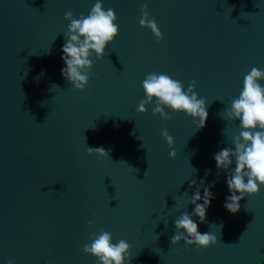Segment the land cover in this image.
<instances>
[{
	"label": "water",
	"instance_id": "95a60500",
	"mask_svg": "<svg viewBox=\"0 0 264 264\" xmlns=\"http://www.w3.org/2000/svg\"><path fill=\"white\" fill-rule=\"evenodd\" d=\"M95 3L0 0V264H98L83 247L101 230L130 244V264H264V185L230 213L226 171L214 159L243 130L225 111L245 75L264 71V0H101L119 32L103 59L90 57V79L78 90L61 74L65 14L79 19ZM145 5L160 40L139 22ZM149 73L185 91L195 81L205 126L168 107L170 120L153 115L155 98L139 112ZM202 179L216 182L214 199L205 222L193 219L218 242L171 244L174 221L193 211L197 187L203 195Z\"/></svg>",
	"mask_w": 264,
	"mask_h": 264
},
{
	"label": "clouds",
	"instance_id": "9594fccd",
	"mask_svg": "<svg viewBox=\"0 0 264 264\" xmlns=\"http://www.w3.org/2000/svg\"><path fill=\"white\" fill-rule=\"evenodd\" d=\"M143 16L140 19L141 26L150 28L157 40L163 38L156 21L149 19L147 5L142 9ZM65 19L70 21L67 32L64 33L66 42L62 45V57L65 67L61 69L62 76L72 83L78 90H83L90 79V70L93 60L90 57L95 54L97 59L105 57V49L118 35L119 28L115 23L117 16L114 10L105 11L101 0H96L87 16L81 15L79 19L73 18V12L68 11ZM264 80V71L253 67L245 75L243 89L238 98L232 101L230 109L225 111L228 120H238L243 129L234 137V148L225 147L214 153L216 168L226 171V183L231 195L226 197L224 207L230 213L240 210V201L246 196L258 194L260 186L264 185V86L260 81ZM145 99L138 105V111L147 112V105L155 98L153 115L159 114L164 120L172 117L165 111V107L175 112H185L192 118H199L198 128L205 126L207 110L205 99H198L195 92L196 82L192 81L187 91L181 81L171 78L163 73H149L142 82ZM259 129V130H257ZM161 135L167 141L170 149L169 156L175 158L176 151L173 147L174 137L168 129H162ZM89 154H98L99 157L108 156V151L103 147H88ZM235 157V167L233 165ZM219 175V171L217 173ZM204 186L202 179L200 185L204 186L203 195L200 187L191 196L189 203L195 205L191 213L184 212L174 221L177 232L171 237V244H178L184 240L188 245L198 248H207L218 242L217 236L212 233L201 234L198 224L193 217H199L200 222L206 221L207 208L211 205L214 194L210 190L214 185ZM191 185H196L192 180ZM239 193V195H237ZM183 195H188L185 192ZM199 201H203L199 203ZM91 225L93 221H88ZM220 227H223L221 223ZM183 230V231H180ZM186 233V235H185ZM91 244H85L83 251L97 257L98 264H128L132 257L129 254L130 244L121 239L118 243L112 242V234L101 230L99 234H92ZM8 264H13L11 260Z\"/></svg>",
	"mask_w": 264,
	"mask_h": 264
}]
</instances>
